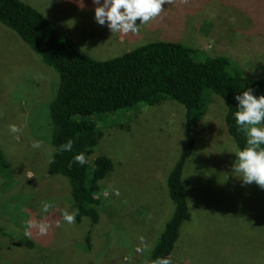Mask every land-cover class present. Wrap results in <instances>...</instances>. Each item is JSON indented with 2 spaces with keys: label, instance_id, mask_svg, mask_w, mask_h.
I'll list each match as a JSON object with an SVG mask.
<instances>
[{
  "label": "rangeland",
  "instance_id": "374dc122",
  "mask_svg": "<svg viewBox=\"0 0 264 264\" xmlns=\"http://www.w3.org/2000/svg\"><path fill=\"white\" fill-rule=\"evenodd\" d=\"M23 1L96 60L152 41H178L264 78V0H173L128 34L98 25L92 0ZM59 84L58 73L0 23V149L9 163L0 160V264H145L174 213L167 177L185 145V108L168 100L96 120L102 136L89 174L99 155L110 157L114 170L100 182L101 218L90 229L88 218L63 220L64 211H74L70 184L48 173L50 104ZM211 98L185 170L193 217L181 230L173 264H264V190L242 186L233 172L238 148L227 130V106L218 95ZM10 125L21 131L11 133ZM44 201L54 205L48 213L41 211ZM29 220L48 223L47 234L27 230Z\"/></svg>",
  "mask_w": 264,
  "mask_h": 264
},
{
  "label": "trees",
  "instance_id": "16d2710c",
  "mask_svg": "<svg viewBox=\"0 0 264 264\" xmlns=\"http://www.w3.org/2000/svg\"><path fill=\"white\" fill-rule=\"evenodd\" d=\"M0 23L14 31L60 77L50 104L55 162L49 163L48 173L68 179L73 208L79 209L75 220L78 224L88 218L91 229L100 222V182L114 170L113 160L99 155L93 160L92 176L89 174V161L102 136L96 120L133 110L140 104L153 107L168 100L185 108V145L167 177L174 213L146 260L167 257L173 262L181 230L193 217L185 170L196 148L194 131L208 112L211 94L225 101L227 130L240 150L247 137L236 125L234 97L249 87L254 95H264V78L243 73L227 56L212 55L178 41H152L121 56L96 60L23 0H0ZM69 139L73 141L72 150L59 152ZM80 152L88 161L83 166L74 162V156ZM3 159L0 149V160ZM4 166L9 167V163L4 161ZM34 245L32 241L26 242L27 248Z\"/></svg>",
  "mask_w": 264,
  "mask_h": 264
},
{
  "label": "clouds",
  "instance_id": "9594fccd",
  "mask_svg": "<svg viewBox=\"0 0 264 264\" xmlns=\"http://www.w3.org/2000/svg\"><path fill=\"white\" fill-rule=\"evenodd\" d=\"M94 5V20L100 26H106L111 33L128 34L138 33L140 26L157 18L163 11V6L173 2V0H92ZM140 20L137 24L136 21ZM237 111L235 120L238 128L243 129L246 134V144L243 149L235 152L236 159L232 162V170L240 174L243 185H256L264 188V95L256 96L252 88L237 94ZM21 129L16 125H10V132L15 134ZM38 143L33 147H39ZM73 141L69 139L58 149L59 152L71 151ZM54 155L50 156L49 163H54ZM74 162L83 166L88 161L84 152L74 156ZM119 194L118 192L116 193ZM50 201L42 202V213H48L53 207ZM79 215V209L72 212L64 211L63 220L72 224ZM50 225L46 222L29 220L27 230L36 228L40 235H46ZM26 230V235L30 231ZM139 250V249H138ZM146 264H173L167 257H158L155 260L146 261Z\"/></svg>",
  "mask_w": 264,
  "mask_h": 264
}]
</instances>
